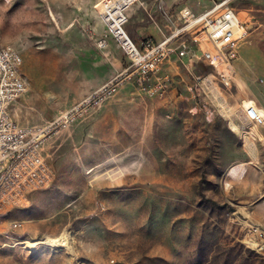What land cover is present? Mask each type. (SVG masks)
Listing matches in <instances>:
<instances>
[{
    "label": "rangeland",
    "instance_id": "obj_1",
    "mask_svg": "<svg viewBox=\"0 0 264 264\" xmlns=\"http://www.w3.org/2000/svg\"><path fill=\"white\" fill-rule=\"evenodd\" d=\"M101 1L0 0V51L20 52L27 80L10 108L19 126L45 125L115 80L107 98L79 108L45 142L54 183L0 219V264H264L251 233L264 230V0L229 2L248 26L233 61L242 68L221 65L223 78L197 60L206 81L179 101L143 90L113 40L99 47ZM222 1L170 0L173 13L183 6L195 15ZM160 2L127 10L136 42L135 6ZM219 95L245 96L260 121L245 108L247 139L240 120H212Z\"/></svg>",
    "mask_w": 264,
    "mask_h": 264
},
{
    "label": "built area",
    "instance_id": "obj_2",
    "mask_svg": "<svg viewBox=\"0 0 264 264\" xmlns=\"http://www.w3.org/2000/svg\"><path fill=\"white\" fill-rule=\"evenodd\" d=\"M137 1H101L99 17L105 25V35L98 45L105 48L108 41L113 40L129 59L136 80L143 90L152 95L166 94L169 79L157 81L161 77L165 62L173 54L180 59L186 57L189 62L201 59L214 68L219 76L225 77L220 66H232L248 29L247 23L243 22L239 13L229 5L230 0H223L200 15L184 8L179 19L182 25L175 28L172 35L165 36L162 41L147 38L141 42H136L126 29L129 20L127 10ZM164 5L165 1L161 0L160 6L163 8ZM218 10L220 11L216 13ZM187 35L191 36L192 42L183 38L177 46L173 45L175 38ZM203 35L216 50L199 51L200 36ZM22 65L23 58L16 49L7 47L0 51V219L3 214H8L9 207L20 205L26 200L29 193L48 189L52 185L55 173L44 155L47 139L69 124L79 108L92 102L100 103L115 90L113 80L53 121L38 127H21L13 120L10 108L27 91V80L21 71ZM205 81V78L196 77L193 90L198 91ZM246 110L251 120L259 121L253 119L247 108ZM22 224H10V229L18 230ZM251 233L260 238L258 248L264 251V230L252 227Z\"/></svg>",
    "mask_w": 264,
    "mask_h": 264
},
{
    "label": "crops",
    "instance_id": "obj_3",
    "mask_svg": "<svg viewBox=\"0 0 264 264\" xmlns=\"http://www.w3.org/2000/svg\"><path fill=\"white\" fill-rule=\"evenodd\" d=\"M141 5L144 7L136 5L134 8V14L137 13L139 10L142 12L139 13V16L136 18L137 23H139L135 30V37L138 39V42H141L142 40L147 38H153L156 41H162L165 36L168 37L172 35V33H174L175 28L180 27L182 25L179 19L181 11L185 8L183 6H180L179 9L177 8L175 13H173L171 9L172 5L170 0L165 1V5L163 8L160 5H158L157 7L156 5H151L149 7L145 3ZM171 21H173V23ZM183 38L184 36L179 38L177 37L175 38V40H173V42H177L179 40H182ZM200 44V52L211 50L209 44L203 41H201ZM197 60L201 59H195L189 62L186 57L180 59L176 54H173L171 58L165 62L161 73L163 74L165 79H169L168 90L166 92V94L168 93L166 97L167 100L179 101L184 98H187V95L190 94L192 95L190 98H195V93L193 90L194 86L192 85L193 82L190 83L189 79L194 80L195 83V78L198 77V75L196 74L199 69ZM205 65L209 66L207 63H205ZM242 66V61H238L237 63L233 62L231 68L235 70L236 67L242 68ZM161 73L160 76L162 75ZM186 90H188V92ZM219 96H214L213 99H211L210 101V112L214 115V118H212V120L215 121V119L217 120L218 118V120H224L225 122L227 121L229 123H233L234 119L236 121L240 120V136L241 138L245 137L247 139V129H244L245 131H243L242 125L243 119H246L245 96L240 95L238 96V98L235 99V101H231L221 95ZM258 103V109L264 112V102L261 103L259 101ZM9 232H11V234ZM12 232L13 231L8 229L3 231L2 233H9L12 237Z\"/></svg>",
    "mask_w": 264,
    "mask_h": 264
},
{
    "label": "bare ground",
    "instance_id": "obj_4",
    "mask_svg": "<svg viewBox=\"0 0 264 264\" xmlns=\"http://www.w3.org/2000/svg\"><path fill=\"white\" fill-rule=\"evenodd\" d=\"M99 6H100V9L99 10H101V3L99 4ZM9 48H12V47H9ZM54 180H55V176H54V178L52 179V185H53V183H54ZM52 185H50V187L52 186ZM49 187V188H50ZM5 216H7V214H3L2 215V218H4ZM18 223V222H17ZM17 223H13V224H17ZM22 226H23V224H22ZM7 235V237H11L9 234H6ZM13 238V237H12ZM54 244H58V245H60L61 243L60 242H58V241H54L53 242Z\"/></svg>",
    "mask_w": 264,
    "mask_h": 264
}]
</instances>
